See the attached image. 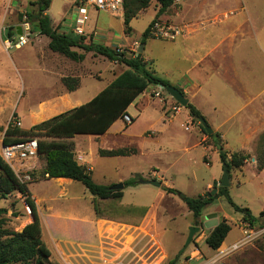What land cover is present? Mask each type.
I'll return each mask as SVG.
<instances>
[{"label": "rangeland", "instance_id": "374dc122", "mask_svg": "<svg viewBox=\"0 0 264 264\" xmlns=\"http://www.w3.org/2000/svg\"><path fill=\"white\" fill-rule=\"evenodd\" d=\"M31 1L34 0H0V125L5 128L11 120L22 128H29L32 120L29 111L43 104L40 99L48 96L49 87H51L50 90H57L61 87L59 78L62 75L77 76L78 72L87 74L88 68L91 69L93 73L85 76L83 83L84 87L91 85L92 92L99 90L112 77V67L109 64V60L102 59L104 57L102 55H95L92 58L93 62L88 60L86 65L84 62V68L81 71L76 60L53 52L48 45L49 37L42 35L38 31L35 22L31 20H27L31 27L28 43L20 48L13 46L6 48L3 39L6 38L8 28L24 22V17L20 18V13L25 14L28 10L36 9V6ZM236 2L245 6L244 15L246 17L250 16L249 19L252 18L255 21H259V16L264 15V12H261V8L264 9V0H224L219 4L228 7ZM156 5H158L156 0H152L150 5L143 9L145 11L141 10L139 15L132 19L130 36H126L124 32V11L122 15L104 11L98 13L92 11L87 31L91 32L93 29L95 31L89 35V37L91 35L93 37H86L85 42L93 40L96 43L106 44V42H111L112 45H116L118 42H122L123 39L137 40L138 42H134L131 46H120L122 49L126 48L128 53L136 52L138 45L142 43L144 30L155 17ZM47 13L52 19V25L62 30L63 22L58 25V20L60 21L68 16L67 5L62 0H52ZM159 20L163 23H171L169 19ZM256 23L264 25V23ZM263 25L262 28H264ZM73 34L76 35L75 33ZM76 36L78 37L79 35ZM247 42L249 43L245 44L243 53H251L253 50L249 39ZM145 44L146 49L142 52L143 57L149 58L150 61L152 60V68L161 75L164 66L166 63L169 64L170 61L167 59L168 51L163 49L164 41L156 37H148ZM73 48L83 51L82 48L77 46ZM45 66H56L62 74H52L48 69L43 71L42 67ZM162 91L161 97L169 95V97L174 99L168 92ZM149 94L151 98H154L145 102L146 94L144 93L139 95L131 105L130 112L135 115L136 119H134V123H130L129 126L126 125L128 128L123 134L110 137V141H107L109 146L132 145L131 147H137L139 152L123 158L106 157L97 154L92 162L94 179L99 183L111 186L121 182L123 179L135 176L153 178L151 175L152 168L156 167L164 178H167L170 186L180 189L181 193L191 195L203 192L205 181L210 178L214 167L209 166L205 162L204 155L207 152L203 146L191 147L190 150L186 149L187 144L189 142L192 143L194 139L186 138L188 136L183 135L184 130L182 129L184 127L181 126V122L184 121V110L178 120L165 124L161 120L162 114L165 113L160 106L161 100L155 94V91H150ZM141 102H145V109H142V106L138 107ZM173 104L181 105L175 99ZM138 110L142 111L141 115L137 117ZM15 112L16 115H14ZM121 121L123 122V119ZM194 121L199 122V119L196 118ZM120 124L121 122L117 125ZM146 127L152 130L150 131L152 136L143 135V130ZM2 134H4L3 131L0 132V135ZM208 154L213 155V153ZM36 161V159L27 160L26 162H32V168L28 170L24 168V170L18 172V175L24 181L35 179L34 182H29V189L33 197L36 196L41 200L37 202L36 199L42 213L43 238L51 249L52 259L61 264H68L64 260L63 249L58 244L60 239L64 249L67 248L66 244L71 246L72 243H75L76 245L73 244V247H76L74 249L78 252H82L83 248L89 249V246L93 245V242L97 240L91 225L82 218V216H88L89 211L92 209L91 198L93 195L85 188L82 182H78V185L83 187L85 193H82L79 189L77 190V181L74 186L68 188L66 194L62 193V188L66 185L59 184L53 179H41L44 161L42 157H39V160ZM193 171L197 172V178H194ZM27 173L30 178H25ZM136 179L139 180L138 177ZM158 187L150 183L141 182L125 186L123 188L125 195L122 202H141L147 205L158 202L161 210H163L165 204L163 197L158 196L156 193L159 189ZM153 189L155 192H153ZM231 190L232 193L230 194L235 203L243 207H249L251 211L258 213L264 202V196L261 197L260 194H257L258 191H261L264 195V174L261 176L256 165L249 162L243 169L233 170ZM177 196L180 197L179 194ZM219 200L232 225L231 230L227 234V242L229 243L231 240L243 236L242 239L246 241L243 245L238 248L231 247L229 250L210 257L200 256L196 258V256L193 259H188L187 254H185L187 248L182 253H179L186 240L184 239V242H182L183 236L181 232L186 236L188 235L189 227L191 226L188 223L193 216L188 214L186 206L178 205L173 209L172 217L167 215L159 219L162 224L160 238L163 243L160 252H156L154 256L152 253L150 254V250L153 248L149 247V249L145 250L144 256L139 257L138 261L130 264H167L170 261L167 253L173 255L175 254L174 252L180 254L177 263L181 264H264V226L262 224L264 218L259 224L245 225V223H248L247 221H239L243 214L242 212L235 210L225 197H221ZM0 207L7 208V213L4 214L6 217L5 225L12 229L20 230L25 223L32 220L28 205L17 191L7 195L6 198H0ZM57 213H60L62 218L68 219L69 230L66 235L58 233L61 224L60 220L55 216ZM71 214L76 217L74 220L69 217ZM158 215L160 216V214ZM249 227L251 229L247 230L246 228ZM81 242L85 243V246H80L79 243ZM179 242L182 245H178Z\"/></svg>", "mask_w": 264, "mask_h": 264}, {"label": "crops", "instance_id": "0c3cea01", "mask_svg": "<svg viewBox=\"0 0 264 264\" xmlns=\"http://www.w3.org/2000/svg\"><path fill=\"white\" fill-rule=\"evenodd\" d=\"M221 1L224 0H176L165 13L161 14L159 19H169L171 24L179 26L182 29V33L173 39L154 36L164 41L163 49L168 51L167 59L170 60L169 64L166 63L161 75H159L157 71L152 68V60L150 61V59L146 57H144V59L148 62L149 68L157 75L169 80L171 84L179 87L185 96L188 97L189 102L193 103L201 111L202 115L213 128L212 133H220V139L229 154L235 151L250 153L251 157L243 167L249 162H252L257 168L258 154L261 150L258 141L259 136L264 133V28H262L263 24L259 25L256 22L264 23V15L259 16V21H255L252 18L249 19L250 16L246 17V15H244L246 11L245 6L241 5L239 2L224 7L219 4ZM158 7L159 5H156L155 11H157ZM261 10V12H264V9L261 8ZM61 21H63V19L60 21L58 20L59 23H61ZM94 31L95 29L91 32L87 31L88 36L86 35V37H93V35L90 37L89 35ZM131 32L128 34L125 32L126 36H130ZM248 39L253 50L251 53H243L245 44L249 43L247 42ZM134 42L138 41L123 39L122 42H118L116 45H112L111 42H106V45L113 47H120L123 45L131 46ZM143 45L144 51L146 49V44L143 43ZM95 55L97 54L93 51H86L85 58L82 61H77L79 64L78 68L82 71L84 62L85 65L88 60L93 62L92 58L95 57ZM102 59L109 60V64L112 67V77L109 82L96 92H92L91 85L84 87L83 78L93 73L92 70L87 67V74H84V72L77 73L79 85L75 89L70 90L62 80V78L67 75L60 76L59 82L61 87L57 90H50L51 87H49L48 96L40 99L43 104L29 111L32 118L30 127L56 114L87 102L127 68V65L123 62L110 60L106 56L102 57ZM42 69L43 71L44 69H48L55 75L62 74L56 66H45L42 67ZM156 90L162 91L163 89H161L160 85L151 84L139 95L145 93V102H148L154 98H151L149 94L150 91ZM139 95L127 108V112L131 114L134 119L135 115L130 112V107ZM159 99L161 100L160 106L165 111L161 117L162 122L165 124H170L178 120L181 112L184 110V121L181 122V126L184 127L182 129L184 130L183 135L188 136L186 138L194 139L192 143H186V149L190 150L191 147L203 146L204 150L207 152L204 155L205 162L209 166L211 165L214 167V171L210 178L205 181L203 192L191 195L186 193L185 195L197 196L210 192L211 189L215 187V182L220 185L219 183L223 175V163L214 143V138L209 136V133L206 134L203 132L199 122L194 121L186 106L173 104L174 99L169 97V95L160 96ZM145 102L138 104V107L142 106V109H145ZM141 111L138 110L137 117L141 115ZM121 119L122 118H118L114 121L102 134L77 133L69 138V140L74 142L75 158L80 164L86 165L93 171L92 162L97 154L106 157L123 158L135 155L139 152V149L137 147L132 148V145L109 146L107 144V141H110V137L121 135L128 128L129 124L124 123V125V121L122 122ZM134 121L132 123H134ZM119 122H121V124L117 125ZM150 131L152 130L146 127L143 130V135L152 136ZM3 136L4 134L0 135V145L2 144ZM119 148L136 150L129 154L103 155L100 153V149L110 150ZM208 153H213V155H209ZM39 157H42L44 161L43 169L46 160L44 156L38 155L36 158L37 161ZM32 166V162H26L24 168L28 170L32 168ZM243 167L241 169H243ZM152 169V177L161 181V185L158 187L159 189L156 193L158 196L160 195L163 197L165 204L163 210H161L158 202L149 205L141 202L123 203L122 199L125 195L123 188L125 185L122 188L123 196L121 198L98 199L92 196V209L89 211L88 216H82V218L91 225L97 240L93 242V245L89 246V249L83 248L82 252H78L75 250L76 247H73V244L76 245L75 243H72L71 246L66 244L67 248L64 249L61 243L62 240L60 239L58 244L63 249V252H61L63 253L64 260L68 264H130L138 261L139 257L144 256L145 250L149 249V247L153 248L150 250V254L152 253L154 256L156 252H160L163 243L160 238L162 224L159 222V219L167 215H169L168 217H172V211L178 205L182 207L186 206L187 209L188 207L184 200L178 197L177 194L167 192L162 187V185L172 186H170L169 181L167 178H164L158 168L155 167ZM259 171L260 175L263 176L264 168ZM232 172L233 170L230 175L231 184L229 186V193H232ZM192 173L194 174V178L198 177L196 174L197 172L193 171ZM41 179H53L59 184L66 185L62 188V193L65 194L68 188L74 186L77 181V190L79 189L82 193H85L83 187L78 185V182H81L79 180L68 177ZM124 180L126 179L121 181L124 182ZM136 183H140V181L136 180ZM153 192H155V190ZM257 194H260L261 197L264 196L261 191H258ZM221 197L225 196H219L214 202L204 208L199 217V221L202 225L206 220L205 215L208 213H216L218 220L226 218L231 224L228 214L223 211L220 204L219 199ZM34 198L35 201L37 199V202L41 201L36 196ZM95 199L106 204V207L101 210V214H98L95 210ZM262 205L258 213L252 211L255 216H259V213L264 211V202ZM37 208L40 215L39 203H37ZM187 212L193 216L191 210L188 209ZM158 214H160V216ZM55 216L60 220L61 224L58 233L66 235L69 230L67 225L68 219L65 217L62 218L60 213H57ZM41 217L42 213L40 218ZM69 217L72 220L76 218L73 214ZM239 221H244L243 214ZM188 225H197L195 224L194 216L189 221ZM202 225H200L201 229L195 233L192 242L187 247V252L185 254H187L188 259H193L196 256V258H199L200 256L210 257L214 254H220L223 251L229 250L233 244L237 243L243 237L231 240L228 243L227 235L221 246L217 249H213L206 242V237L213 227H202ZM239 227L241 228L240 225ZM242 230L244 229L242 228ZM181 235L183 236L182 242H184L187 236L182 232ZM79 245L85 246V243L81 242ZM178 245L182 244L179 242ZM174 253L173 255L167 253L170 260L177 254V252Z\"/></svg>", "mask_w": 264, "mask_h": 264}, {"label": "trees", "instance_id": "16d2710c", "mask_svg": "<svg viewBox=\"0 0 264 264\" xmlns=\"http://www.w3.org/2000/svg\"><path fill=\"white\" fill-rule=\"evenodd\" d=\"M151 1L125 0L123 19L127 34L131 32V20L137 17L141 10L147 8ZM156 1L159 7L155 17L142 34V43H145L148 37H154L151 32L153 24L176 0ZM31 3L36 6V9L28 10L25 14L20 13V18L24 17V21H34L38 31L49 37L48 44L53 51L76 61H82L86 51H93L95 54L104 55L110 60L123 62L127 68L87 102L36 123L29 129L14 124L12 120L6 128L0 125V132H4L2 142L7 144L27 135L37 136L39 155L44 156L46 160L45 167L41 171V178L68 177L81 181L89 192L98 199L121 198L123 196L122 189H112L108 184L97 182L92 176L91 168L77 161L74 142L69 138L77 133H104L114 121L122 118L124 113H128L129 104L149 85H160L165 90L170 81L157 75L148 67V62L145 61L142 52L138 54L135 51L128 53L126 48L118 50L119 47L108 46L103 43L85 42L86 35L77 37L73 32H62L57 26L54 27L52 19L47 13L52 0H34ZM15 28V25L10 26L7 34L11 35ZM75 46L82 48L83 51H77L73 48ZM62 80L70 90L79 85V77L77 76L67 75ZM186 107L193 119H198L202 115L193 103L188 102ZM199 125L203 132L208 134L200 120ZM208 135L214 138L220 159L222 163L229 165L230 171L241 169L250 159L251 154L244 151H235L229 154L220 139V133H209ZM258 142L261 150L258 154L257 169L261 170L264 168V133L259 136ZM135 150L129 148L100 149V153L103 155L129 154ZM136 177L141 178L142 176L128 178L124 180V185L135 184ZM32 181L35 179L31 181L22 180L0 154V198H6L7 195L17 191L30 207L32 214L31 221L27 222L20 230H15L5 225L6 217L4 214L7 213V208L0 207V264H60L52 259L51 249L43 238L42 222L37 203L29 189V182ZM214 186L218 187V191L210 197H205L209 192L197 196L185 195L183 200L188 209L192 211L195 224L202 225L199 217L204 208L221 195L225 196L235 210L243 213V220L248 221L250 225L259 224L264 218V211L259 216H255L249 207L235 203L229 193V187L218 185L217 182L214 183ZM162 187L167 192L180 193V190L174 187L165 185ZM99 201L95 199L94 206L96 212L101 214V210L106 207V204ZM262 224L264 226V221ZM230 230L231 224L226 218H221L207 235V244L213 249L219 248ZM179 257L180 254L177 253L167 264H177Z\"/></svg>", "mask_w": 264, "mask_h": 264}, {"label": "built area", "instance_id": "2783aa9c", "mask_svg": "<svg viewBox=\"0 0 264 264\" xmlns=\"http://www.w3.org/2000/svg\"><path fill=\"white\" fill-rule=\"evenodd\" d=\"M67 5L68 16L61 21L62 32H72L76 35H87L86 26L91 20V12H108L115 15H122L124 11L125 0H62ZM17 25H21L22 33H17L15 28L14 32L9 35L6 34V38L3 39V43L6 48L17 47L20 48L30 40L31 27L28 21L21 22ZM16 25V26H17ZM15 26V27H16ZM152 34L154 36L173 39L182 33V29L179 26L171 23H163L157 20L152 26ZM139 46V45H138ZM118 50H122L121 47ZM163 89L162 86H160ZM155 94L161 96V91L156 90ZM122 119L125 124H130L134 121V118L129 113H124ZM0 154L3 159L13 168L17 173L24 170L25 163L29 159H36L39 155V143L37 136H24L23 138L4 144L2 142L0 146ZM19 176V175H18ZM20 177V176H19ZM21 178V177H20ZM25 178H30L27 173ZM29 207V206H28ZM30 210V207H29ZM245 225H250L245 223ZM250 230L251 228H246ZM246 241L244 239L239 240L232 245V248H238ZM181 264V263H177Z\"/></svg>", "mask_w": 264, "mask_h": 264}, {"label": "water", "instance_id": "95a60500", "mask_svg": "<svg viewBox=\"0 0 264 264\" xmlns=\"http://www.w3.org/2000/svg\"><path fill=\"white\" fill-rule=\"evenodd\" d=\"M17 29V33L21 34L22 33V27L21 25H17L16 26ZM143 43H140L138 46V49L136 51V53H140L143 51ZM166 92H168L176 101H178L182 106H186L189 102L188 97L185 96V94L183 93V91L177 87L174 84H168L165 87ZM198 119L200 120V123L202 124L203 128L205 129V131L207 133H212L213 132V128L211 127V125L207 122L206 118L203 115H200L198 117ZM254 160V158H253ZM230 175H231V171L229 169V165L227 163H223V175L222 178L220 180V185L221 186H226L229 187L230 186ZM139 181L141 183H150L153 184L155 186H160L161 185V181L156 179V178H140ZM124 187V183L121 181L119 183L113 184L111 185L112 189H122ZM217 192V187H214L213 189H211V191L205 196V197H210L213 194H215ZM179 196L184 199L185 194L183 193H179ZM206 220L203 222V225L206 227H214L219 223V220L217 218V214L216 213H208L205 215ZM201 229L200 225H191L189 227V232L188 235L186 237V240L184 242V245L182 246V248L180 249L179 253H182L187 247L188 245L192 242L193 236L195 235V233H197L199 230Z\"/></svg>", "mask_w": 264, "mask_h": 264}]
</instances>
